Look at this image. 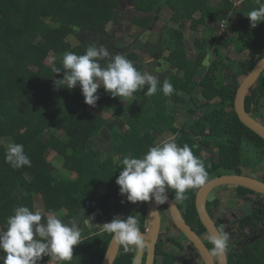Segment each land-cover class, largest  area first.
Listing matches in <instances>:
<instances>
[{"label":"trees","instance_id":"16d2710c","mask_svg":"<svg viewBox=\"0 0 264 264\" xmlns=\"http://www.w3.org/2000/svg\"><path fill=\"white\" fill-rule=\"evenodd\" d=\"M125 2L132 11L147 14L134 20L139 27H148L153 21L151 17L162 8L173 24L164 23L154 44L144 41L138 48L133 43L125 45L113 38L121 23V0H0V127L4 128L8 140L11 138L24 146L31 160V167H11L5 162L7 145L0 144L1 230L7 227V218L16 207L27 206L36 211V195L40 197L45 216L52 212L60 215L62 209L66 210L61 215L65 222L84 211L89 202L107 209L111 192L104 186L112 183L114 191L119 193L116 184L121 171L119 161L129 153L142 157L150 146L160 142L163 132L175 135L178 146L189 145L193 154L204 161L208 180L233 171L248 172L264 180V140L244 126L233 109L236 89L253 66L246 63L264 57V21L251 27L247 17L259 6L257 0H245L237 9L233 8L231 0H221L217 5L209 0ZM231 9L244 16L241 24L236 26L229 19L226 23L231 34L219 33L212 26L214 44L209 66L197 80L195 76L209 53V21L216 19L217 24L224 23V16ZM180 22H189L194 32L202 28L203 36L196 37L192 44L197 48L194 61L186 56L184 37H172L169 33L177 30ZM109 23L111 31L107 30ZM69 35L78 40L75 46L66 40ZM92 45L104 46L113 55H125L142 71L145 59L135 52L139 49L151 59L174 66L180 76L161 74L156 94L145 96L143 90L134 93L133 102L124 107L128 116L123 126L106 125L107 119L88 110L90 105L84 102L79 84L72 89L55 84L65 71L62 68L64 54H83ZM225 46H232L239 54L245 53L246 59L234 61L225 53ZM165 49L170 51L167 56H163ZM49 55L51 64L45 62ZM53 67H60L61 71L53 72ZM164 80H169L174 87L171 96L162 92ZM194 93L203 98L199 104L195 102ZM97 94L96 104L115 113L122 110L119 97H112L103 87L98 88ZM188 99L194 106L188 107L187 116L178 122L174 111L184 108ZM244 104L251 116L264 121V71L246 95ZM52 128L60 129L62 137ZM103 130L109 131L111 156L102 160L99 151L95 158L91 156V143ZM220 145L234 146V157L206 159L200 155L202 148ZM49 153L62 156L63 168L74 176H67L53 165L48 159ZM196 189L188 190L187 199L176 200V203L185 221L201 236L207 233L195 208ZM236 191L238 196L244 197L253 192L242 186H236ZM168 195L175 197L171 190ZM131 203L125 196L117 199L107 214L108 222L117 214L124 216L121 218L134 215L142 221L147 202L141 211L134 210ZM208 204L210 212L218 209L217 200ZM248 206L244 204V211L227 223H217L218 229L233 226L228 231V264H264V199L260 204ZM95 231L83 236L84 241L73 247L74 264H101L112 235ZM254 235L256 238L251 240ZM208 245L213 247L209 240ZM172 254V251L167 253L166 264H173ZM3 255L0 251V257ZM47 258L44 256L38 264Z\"/></svg>","mask_w":264,"mask_h":264},{"label":"clouds","instance_id":"9594fccd","mask_svg":"<svg viewBox=\"0 0 264 264\" xmlns=\"http://www.w3.org/2000/svg\"><path fill=\"white\" fill-rule=\"evenodd\" d=\"M257 4L259 6L247 15L251 27L264 21V0H257ZM204 63L209 66L207 60ZM62 68L65 70L63 77L55 84L68 89L79 84L84 102L93 107L99 99L97 90L100 87L112 97L123 100L132 98L134 93L142 90L145 96L150 97L157 93L160 84L157 75L137 69L125 55H113L104 46H89L83 54L65 53ZM60 71V67H53V72ZM162 92L166 96L173 94L174 87L169 80L163 81ZM5 162L17 169L31 167L24 146L11 138L7 144ZM119 165L121 171L116 178L119 193L132 203L154 201L157 205L165 204L169 190L175 193V200L182 201L187 199L188 190L203 186L208 181L204 161L193 154L189 145L178 146L174 139L162 140L150 146L142 157L126 154ZM6 224L7 227L0 230V251L4 253L0 261L3 264H38L44 256H51L58 264H65L73 258V247L84 241L82 235L85 226L97 227L91 217L83 221L76 218L65 222L55 212L45 216L41 210L31 211L27 206L16 207ZM139 224V219L134 215L121 218L117 214L111 221L100 225L97 232L111 234L113 242L122 246L125 252L139 251L147 246ZM229 238V233L222 229L209 234L208 240L213 246L211 254L222 256Z\"/></svg>","mask_w":264,"mask_h":264},{"label":"rangeland","instance_id":"374dc122","mask_svg":"<svg viewBox=\"0 0 264 264\" xmlns=\"http://www.w3.org/2000/svg\"><path fill=\"white\" fill-rule=\"evenodd\" d=\"M213 5H217L219 2H221V0H209ZM126 2L125 0H121V7L119 8L121 9L122 12V18H121V23L118 26V31L116 32V34L114 35V39L121 41L123 44L125 45H130V44H134L135 46L138 47L139 44L143 43L144 41H148L152 44H154L158 37L160 36V28L162 27V25L166 22L173 24L171 22L168 21V16L169 14H167L166 9H160L158 12H156L151 19L153 20L152 23H150V25H148V27L142 28L139 27L137 22H134L135 19L137 18H143L146 17L147 14L146 13H142V12H134L131 10V8H129L128 6L125 5ZM243 15L242 14H238V13H234V10L231 11L230 13V17L232 19V23L236 26H240L241 24V20L243 19ZM219 24V25H218ZM217 24V20L216 19H211L209 21V25L211 27H209L210 29L207 31V34L211 37H209L208 42H207V48H208V55L205 57V60L203 61L202 67L199 70V73H197V75L195 76V78L198 80L199 77L201 76V74L203 73V71L205 70L206 66H205V61L210 59L211 56V49L213 47L214 44V38L211 35V29L213 26V29L216 30L219 33L222 34H231V30H229V28L227 27V23L226 21H224V23H218ZM224 24V25H222ZM141 26V25H140ZM176 28L177 30H170L169 33L171 34V36H176L178 37L179 35H182L184 37V40L186 42V56L188 59H190L191 61H194L196 59L197 56V51H196V47H194L192 44L194 43V39H196V37H198V39H201V37L203 36L201 33V29H198L197 32L191 31V29L189 28V22H186L185 24L180 22L179 25H177ZM112 26L109 23L107 25V30L111 31ZM230 31V32H229ZM214 33V31H213ZM212 33V34H213ZM66 40L68 42H70V44L72 46H75L78 43V40L75 38L74 35H69ZM139 48V47H138ZM225 52L227 53V55L231 58L237 57L238 54L236 53V51H234V49L231 46H225ZM135 52H137L139 55H141L142 59L144 60V69L142 71H147L149 73L155 74L158 77H160L161 74L163 73H169V74H177L180 76V72L174 68V66L170 65L169 63H164L161 62L159 60H155V59H151L148 57L147 53L140 51L139 49H136ZM170 53V51L168 49H165L163 51V56H167ZM45 62L47 64H51L52 62V57L49 55L46 59ZM246 65L250 66L251 62L246 63ZM250 68V67H249ZM194 99L195 102L197 104L200 103V101L203 99L201 95L194 93ZM124 100V101H123ZM122 100V104H121V111H118L117 113H115V111H113L112 109H108L104 106H100L98 104H96L94 107L90 106L89 107V111L91 113H93L94 115H100V117H104L105 119H107V124L106 125H111L113 127H119L120 125L123 126L122 122L127 120V116L128 113L126 111H124V107L126 106V104H129L132 101L131 98H123ZM194 106V102H191L190 99L187 100V102L185 103V107H179L176 109L175 115H176V119L178 122H182L186 115V109L188 107H192ZM52 131H54L59 137H62L63 132L60 131V129L57 128H52ZM0 144H3L4 146H6L9 142L8 138H6L5 135V130L4 128L0 127ZM167 139H175V135L169 133V132H163V134L161 135V139L162 140H167ZM196 147H199L198 144L195 145ZM235 147L234 146H228V145H220L218 146V148H213L210 147L209 149H205L202 148L200 150V155L203 158H214V159H218V158H226V157H234V152H235ZM91 151H93V153H91V156L93 158L96 157V152L99 151V155L101 157V159H106L107 157L111 156V152H110V142H109V131L107 130H103L101 131V133L96 137V139H94V141L91 143ZM48 159L51 163H53V165H55L57 168L61 169L63 171V173H65L67 176L71 177L74 176L69 170H66L65 168H63L62 166V156H58L55 153H49L48 154ZM258 177V176H257ZM109 192H111V197L109 199V201L107 202V205L109 206L107 209H100V207L98 206V204L94 203V202H89L87 204V207L85 208L84 211H81L80 214H78L75 218H73L72 220L79 218L80 221H83L84 219L91 217L92 218V222L97 226V227H92V228H87L85 226L84 228V233L82 235L85 236L86 234L91 233L94 230H99L100 229V225H102L103 221H107V214L110 211V208L114 206L115 202L117 201V199L121 200L123 198V196L120 193H117L114 191V186L112 183H108L104 186ZM207 198L209 200H212L214 198L218 199L217 205H218V209H216V211H214V216L218 217L222 220V222H226L229 221L230 219L234 218L235 216L241 214L244 210H243V204H249V206L253 205V201L252 200H256V199H252L253 196L248 195V197L246 198H240L236 196V189L233 186H228V187H224L223 185L221 187H215V189L211 190L207 196ZM256 202V201H255ZM34 203H35V210H41L42 209V205L40 202V197L39 196H35L34 198ZM248 206V207H249ZM66 210L62 209L60 211V218L61 215L65 214ZM49 214V213H48ZM47 214V215H48ZM166 217L168 218V214H166ZM70 220V221H72ZM68 221V222H70ZM168 219H166V223H168L167 226H165V228L163 229L162 233V239L166 238L167 236H171L172 234L175 233L176 228L172 225V223L167 222ZM165 223V224H166ZM172 225V226H171ZM1 230V227H0ZM253 237L256 238V235H254ZM252 237V238H253ZM254 238V239H255ZM168 248V247H167ZM169 253V252H167ZM167 253L164 257V259H166ZM170 254V253H169ZM66 264H74L75 263V259L72 258V260L70 262H65ZM174 263V261H173ZM166 264V263H165ZM176 264H189V260L188 263H184V262H179Z\"/></svg>","mask_w":264,"mask_h":264},{"label":"water","instance_id":"95a60500","mask_svg":"<svg viewBox=\"0 0 264 264\" xmlns=\"http://www.w3.org/2000/svg\"><path fill=\"white\" fill-rule=\"evenodd\" d=\"M263 71L264 57L257 60L249 73L241 79L236 89L233 109L239 121L264 140V123L253 118L249 112L246 111L244 104L246 95L249 94L250 90L255 86L256 80ZM227 184L242 186L264 195V180H261L255 176L238 173L216 176L208 180L205 185L198 187L196 189L194 198L195 208L202 225L205 227L207 236L219 229L214 219L210 216L206 209V197L208 193L215 187ZM165 205L170 210V216L173 220V223L184 234V236L190 242H192L204 264H228L226 252L222 256H216L215 262V259L213 258L205 243L202 241L199 235L185 222L173 197L168 195V201L165 203ZM160 206L161 205L155 204L154 201H149L147 205L146 217L148 219L147 224L149 225L145 232L141 231L145 237L147 246L154 245L158 238L161 221ZM254 238L255 237L251 238V240ZM119 246L120 245L113 242L111 237L101 264H113V261L118 253ZM142 251L143 250L137 251L132 264H139Z\"/></svg>","mask_w":264,"mask_h":264},{"label":"flooded vegetation","instance_id":"af4514ba","mask_svg":"<svg viewBox=\"0 0 264 264\" xmlns=\"http://www.w3.org/2000/svg\"><path fill=\"white\" fill-rule=\"evenodd\" d=\"M232 22V21H230ZM232 47V46H231ZM211 53V51H210ZM226 53V52H225ZM237 53V52H236ZM227 54V53H226ZM238 56L237 57H234V58H231L233 59L234 61H244L246 59V56H243L245 53L243 54H239L237 53ZM211 58V56H210ZM250 62H253V61H250ZM255 62H253V64L251 63V65H254ZM252 68V67H251ZM227 75H230V71L227 72ZM258 80V79H257ZM256 80V82H257ZM256 84V83H255ZM234 108V107H233ZM247 111V110H246ZM235 112V111H234ZM250 114V113H249ZM253 117V116H252ZM254 118V117H253ZM257 119V118H255ZM258 120V119H257ZM260 122H263V120H258ZM213 148H218L217 147H214L212 146ZM233 173H236L235 171H233ZM227 174H230V173H227ZM232 174V173H231ZM238 174H246V175H251V176H254L253 174L251 173H248V172H244V173H238ZM257 177V176H255ZM261 180H263L261 177H257ZM222 185L220 186H217V187H221ZM224 187H228V186H234L235 189H236V185H223ZM216 187V188H217ZM215 189V188H214ZM213 190V189H212ZM253 191V190H252ZM209 194V193H208ZM248 195H252L253 198L252 199H256V200H252L253 201V205L255 203H258L260 204L261 201L264 199V195L263 194H260V193H257L255 191L253 192H250V193H246L245 197L244 196H238L237 195V191H236V196L237 197H240V198H246L248 197ZM208 196V195H207ZM174 200H175V197H173ZM262 199V200H261ZM212 200H217L218 202V199L217 198H214ZM212 200H209L207 197H206V209L208 211V213L210 214V216L214 219L215 223H222V220L218 217H215L214 216V211H216V209H213L212 212H210L208 210V202L209 201H212ZM256 201V202H255ZM176 202V200H175ZM145 203V202H144ZM195 203V202H194ZM147 205H148V202H147ZM147 205L145 206V211H144V217H143V220L141 221L140 220V224H139V227H140V231L142 232H145L148 228V225L147 224V217H146V209H147ZM178 205V204H177ZM179 207V205H178ZM243 207H244V204H243ZM180 209V207H179ZM143 210V206H141L140 209H138V211H141ZM244 210V208H243ZM180 212H181V209H180ZM166 214H168V218L166 217ZM137 215V214H136ZM160 215H161V221H160V231H159V234H158V238L157 240L155 241L154 245L152 246H146L143 251H142V255H141V258H140V262L139 264H165V255L167 252L171 253V251L174 253L171 255V257L174 259V263L173 264H176V263H179V262H184V263H188V260H189V264H204L202 258L200 257L198 251L196 250V248L194 247V245L192 244V242H190L185 236H182L181 234H183L177 227L176 225L173 223V220L170 216V210L169 208L165 205V204H162L160 206ZM182 215V213H181ZM139 216V215H137ZM140 217V216H139ZM183 217V216H182ZM236 217V216H235ZM234 217V218H235ZM75 218V217H74ZM166 219H168L167 222H170L172 223V225L176 228V231L174 234H172L171 236H167L166 238L162 239V231L163 229L165 228V226L168 225V223H166ZM185 220V219H184ZM186 222V221H185ZM228 221H226L225 223H227ZM166 223V224H165ZM187 223V222H186ZM188 224V223H187ZM171 225V226H172ZM189 225V224H188ZM190 226V225H189ZM218 226V224H217ZM191 227V226H190ZM231 228H233V226H226V227H223L221 228L222 230L224 231H229ZM191 229H193L191 227ZM194 230V229H193ZM220 230V229H219ZM195 231V230H194ZM184 235V234H183ZM199 237L202 239V241L205 243V245L207 246V248L210 250L211 252V249L208 245V236L206 234H202L201 236L199 235ZM170 238V239H169ZM168 247V248H167ZM107 250V248H106ZM227 250V249H226ZM106 252V251H105ZM137 254V251L133 250V251H129V252H125L123 247L122 246H119V250H118V253L113 261V264H132L133 263V260H134V257L135 255ZM105 255V254H104ZM227 255V253H226ZM213 256V255H212ZM104 258V256H103ZM213 258L215 259V262H216V256H213ZM103 260V259H102ZM228 260V259H227ZM66 264V263H65ZM70 264V263H69Z\"/></svg>","mask_w":264,"mask_h":264},{"label":"built area","instance_id":"2783aa9c","mask_svg":"<svg viewBox=\"0 0 264 264\" xmlns=\"http://www.w3.org/2000/svg\"><path fill=\"white\" fill-rule=\"evenodd\" d=\"M245 0H231L233 8L237 9L241 6V4L244 2ZM232 10V9H231ZM231 10L228 11V14L225 18V20H228V18L230 17V13ZM224 22V21H223ZM224 25V24H222ZM144 202L143 201H139L136 203H131L132 207L134 210H138L141 208V206H143ZM121 217H124L123 215H121ZM42 264H58V262L56 260H54L51 256L48 257Z\"/></svg>","mask_w":264,"mask_h":264},{"label":"crops","instance_id":"0c3cea01","mask_svg":"<svg viewBox=\"0 0 264 264\" xmlns=\"http://www.w3.org/2000/svg\"><path fill=\"white\" fill-rule=\"evenodd\" d=\"M231 23H232V22H231ZM49 214H50V213H49ZM68 221H70V220H68ZM68 221H66V222H68ZM104 222H105V221H103L102 224H103ZM106 222H108V220H107ZM94 231H95V230H94ZM95 232H96V231H95ZM91 233H92V232H91Z\"/></svg>","mask_w":264,"mask_h":264}]
</instances>
